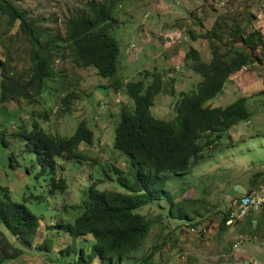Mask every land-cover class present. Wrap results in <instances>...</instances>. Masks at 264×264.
Instances as JSON below:
<instances>
[{
    "label": "trees",
    "instance_id": "trees-1",
    "mask_svg": "<svg viewBox=\"0 0 264 264\" xmlns=\"http://www.w3.org/2000/svg\"><path fill=\"white\" fill-rule=\"evenodd\" d=\"M122 1L88 2L86 9L75 11L66 19L61 37L43 27L36 19L29 18L27 12L15 6L11 0H0V17L6 19V29L16 26L15 33L23 36L28 44L31 64L30 73L23 76L7 69L5 63H0V106L18 101L37 104L47 88V82L57 75L54 62L67 55L75 67L92 68L99 77L109 79L111 82L106 87H111L126 98L118 113L110 147L125 155L130 164L127 171L113 167V177L106 176L94 182L80 204L72 207L75 212L71 217L54 224H40V219L32 211L23 203L13 202L8 188L0 185V264L17 260L25 252L14 246L10 239L29 249V255L37 252L43 255V259H48L50 255L57 258L58 253L62 260L71 258V264H165L169 259L164 256L167 252L165 248L170 249L167 235L174 229L200 238L213 230L209 223L199 228V221H194L204 216L202 212L198 213V201H192L182 190L178 194L171 193L166 184L171 180H185L183 176L225 146L222 144L225 134L230 137L228 133L235 125L247 122L252 117L245 97L223 108L206 103L224 89L234 73L245 68L250 71L255 64L262 63V33L252 28L249 32L245 30L255 20L247 6L244 8L248 11L247 18L240 23L233 21V28L226 30L228 18L220 16L207 29L197 21L200 30H203L199 34L192 29L183 32V41L190 43L200 40L201 47L206 42L211 59L208 63L203 62L200 52L190 45L183 52L186 65L191 66L190 70L201 80L195 90L179 93L174 115L164 120L154 117L151 111L155 99L163 95V73L157 70L142 71L127 82L115 78L120 49L112 32L119 26L114 13ZM201 1L204 4L209 2ZM215 2L224 5V0ZM77 99L74 90L67 91L50 113L53 115L57 111L61 116L70 114ZM48 116L49 113L45 111L38 113L37 118L47 119ZM37 118L30 123L22 120L12 130L2 129L0 123V146L19 149L21 154L28 155L31 166H38L40 173L47 169L53 173L57 160L96 161L85 153L94 141L92 124L82 120L72 135L62 136L44 131ZM17 158L13 152L9 154L8 165L12 170L21 167ZM25 173L30 175V170L25 168ZM254 177L264 179V172ZM51 182L53 190L68 193L69 185L62 176L52 178ZM251 182L253 185L254 178ZM249 194L250 190L243 195H246L245 199ZM241 197L234 200L230 208L218 211L221 216L217 229L223 234L236 226L234 235L237 238L246 237L250 241L254 239L264 243V231L259 234L264 206L257 205H260L256 209L257 212L261 211L259 217L254 218L252 213H255L250 211L236 219L233 215L237 212L234 205L239 203ZM150 203L160 210L153 220L142 212ZM159 222L162 224L159 241L145 256L138 257L137 254L150 237L152 227ZM168 229L170 231L163 235V231ZM47 230H54L55 234L50 237L45 233ZM57 237L66 239L64 246H56ZM88 237L92 243L86 251L78 246ZM237 245L238 242L233 247ZM232 256V252L229 253L226 262H232ZM43 259L39 257L37 264H42Z\"/></svg>",
    "mask_w": 264,
    "mask_h": 264
},
{
    "label": "rangeland",
    "instance_id": "rangeland-1",
    "mask_svg": "<svg viewBox=\"0 0 264 264\" xmlns=\"http://www.w3.org/2000/svg\"><path fill=\"white\" fill-rule=\"evenodd\" d=\"M11 1L26 11L29 18L36 19L43 27L61 37L64 35L65 21L73 12L86 9V4L90 1L103 2ZM215 1L220 0H209L207 4L201 0H123L120 8L114 13L119 26L112 32V36L120 49L115 78L127 82L135 79L142 71L157 70L164 74L163 95L155 99L151 109L154 117L171 119L179 93L195 90L201 80L183 60V52L188 50V46L200 52L203 62L208 63L211 59L206 42L201 47L200 40L190 43L183 41V32L192 29L194 33L199 34L203 31L197 21L207 29L212 27L217 17L224 16L228 18V30L233 28L234 23H240L247 18L248 11L244 9L247 6L255 20L253 25L247 26L245 30H259L264 39V0H224V5H217ZM5 23L6 19L0 17V63H5L7 69L26 76L30 73L31 66L28 44L22 35L15 33L16 26L6 29ZM54 70L57 75L47 82V88L38 98L37 104L18 101L0 106L1 128L6 130L14 129L22 120L30 123L32 119L37 118L38 113L45 111L49 113L48 118H37L38 123L44 131L52 134L70 136L80 121L86 120L89 125L92 124L94 141L92 147H89L90 150L85 153L96 161L57 160L53 173L51 169L40 173V168L31 166L29 156L21 154L19 149L12 150L0 146V185L8 188L13 202L23 203L32 211L40 219V224H54L70 218L75 212L72 207L80 204L94 182L106 176L113 177V167L121 171H127L130 167L129 159L110 147L120 107L126 103L123 94L111 87L107 88L111 81L99 77L94 69L75 67L67 55L54 62ZM69 90H74L78 97L72 105V112L61 116L56 111L52 115L50 112L59 98ZM241 97L247 98L252 117L247 122L235 125L228 133L230 137L225 134L222 139L225 146L188 175L183 176L182 179L186 177L185 180H171L166 184L171 193L178 194L182 190L192 201H198V213L202 212L204 216L194 221H199V228L209 223L213 230L200 238L179 233L174 229L167 235L170 249L165 248L167 252L164 256L169 258L165 264H264V243L254 239L250 241L246 237L237 238L234 235L236 226L230 227L229 232L223 234L217 229L221 216L219 210L223 212L230 208L234 200L249 190H254L258 195L259 191H264V179L254 177L255 174L264 172V57L262 63L255 64L250 71L245 68L234 73L224 89L206 104L223 108ZM11 152L18 156L17 161L21 167L17 170H12L8 165ZM25 168L30 170V175L25 173ZM61 176L69 185L67 194L52 189V178ZM262 197L264 195L257 196L260 203L263 201ZM142 212L153 220L160 210L154 203H150ZM253 212L254 218L261 215V211ZM260 221L259 234H262L264 218ZM229 223L228 221L227 224ZM161 225L159 222L152 227L150 237L137 254L138 257L145 256L159 241ZM169 231L164 230L163 235ZM45 233L52 237L55 231L47 230ZM62 235L64 236V233ZM65 241V238L57 237L56 246H64ZM10 242L25 252L17 260L6 261L4 264H37L39 257L43 259V255L37 252L27 254L29 249L18 241L10 239ZM236 242L239 245L234 248ZM91 243L92 239L88 237L78 247L88 251ZM231 252L233 259L229 263L226 262V256ZM56 254L57 258L50 255V258L42 260V264L72 263L71 258L62 260L61 256Z\"/></svg>",
    "mask_w": 264,
    "mask_h": 264
},
{
    "label": "built area",
    "instance_id": "built-area-1",
    "mask_svg": "<svg viewBox=\"0 0 264 264\" xmlns=\"http://www.w3.org/2000/svg\"><path fill=\"white\" fill-rule=\"evenodd\" d=\"M236 207L237 215H246L249 211L256 210L259 206L253 204L252 200H247L241 197L239 203L234 205Z\"/></svg>",
    "mask_w": 264,
    "mask_h": 264
},
{
    "label": "bare ground",
    "instance_id": "bare-ground-1",
    "mask_svg": "<svg viewBox=\"0 0 264 264\" xmlns=\"http://www.w3.org/2000/svg\"><path fill=\"white\" fill-rule=\"evenodd\" d=\"M255 192H251V194H249L247 197H246V199L247 200H252V202H253V204L254 205H258V204H260V205H263V203H264V197H262V199H263V201L260 203V201L257 199V196L254 194ZM258 195V194H257ZM260 195H264V192H262V193H260ZM259 195V196H260ZM264 206V205H263ZM250 212V211H249ZM248 212V213H249ZM247 213V214H248ZM246 214V215H247ZM235 217H236V219H240V218H242V217H244L245 215H237V212L235 213V214H233Z\"/></svg>",
    "mask_w": 264,
    "mask_h": 264
},
{
    "label": "clouds",
    "instance_id": "clouds-1",
    "mask_svg": "<svg viewBox=\"0 0 264 264\" xmlns=\"http://www.w3.org/2000/svg\"><path fill=\"white\" fill-rule=\"evenodd\" d=\"M254 191V190H253ZM253 211H256V210H253Z\"/></svg>",
    "mask_w": 264,
    "mask_h": 264
}]
</instances>
